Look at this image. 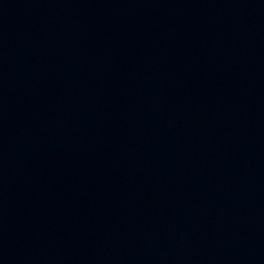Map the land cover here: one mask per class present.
I'll return each instance as SVG.
<instances>
[{"label": "water", "instance_id": "obj_1", "mask_svg": "<svg viewBox=\"0 0 264 264\" xmlns=\"http://www.w3.org/2000/svg\"><path fill=\"white\" fill-rule=\"evenodd\" d=\"M0 264H264V0H0Z\"/></svg>", "mask_w": 264, "mask_h": 264}]
</instances>
